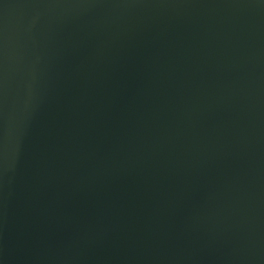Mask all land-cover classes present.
Segmentation results:
<instances>
[{
  "label": "water",
  "instance_id": "water-1",
  "mask_svg": "<svg viewBox=\"0 0 264 264\" xmlns=\"http://www.w3.org/2000/svg\"><path fill=\"white\" fill-rule=\"evenodd\" d=\"M0 264H264V0H0Z\"/></svg>",
  "mask_w": 264,
  "mask_h": 264
}]
</instances>
